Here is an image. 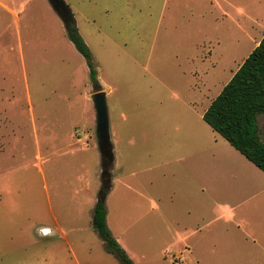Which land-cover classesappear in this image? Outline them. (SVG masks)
<instances>
[{
  "label": "rangeland",
  "instance_id": "obj_1",
  "mask_svg": "<svg viewBox=\"0 0 264 264\" xmlns=\"http://www.w3.org/2000/svg\"><path fill=\"white\" fill-rule=\"evenodd\" d=\"M63 1L106 93L108 229L135 264H175L164 218L132 202L131 182L162 181L191 134L221 138L200 111L263 38L264 0ZM194 72L209 91H193ZM93 92L48 0H0V264H119L91 223L103 188ZM257 124L264 143V114Z\"/></svg>",
  "mask_w": 264,
  "mask_h": 264
},
{
  "label": "crops",
  "instance_id": "obj_2",
  "mask_svg": "<svg viewBox=\"0 0 264 264\" xmlns=\"http://www.w3.org/2000/svg\"><path fill=\"white\" fill-rule=\"evenodd\" d=\"M194 75L193 91H209L203 75ZM187 142L173 148L179 155L162 181L131 182L132 202L145 199L147 216L164 218L175 264H264V174L222 137L191 134Z\"/></svg>",
  "mask_w": 264,
  "mask_h": 264
},
{
  "label": "trees",
  "instance_id": "obj_3",
  "mask_svg": "<svg viewBox=\"0 0 264 264\" xmlns=\"http://www.w3.org/2000/svg\"><path fill=\"white\" fill-rule=\"evenodd\" d=\"M66 35L84 58L93 88L100 89L97 64L75 22L68 26ZM260 114H264V36L202 116L203 122L213 132L264 174V143L257 124ZM109 190V185L102 188L104 200L100 198L93 209L92 227L106 252L114 256L119 264H134L108 229L104 202Z\"/></svg>",
  "mask_w": 264,
  "mask_h": 264
},
{
  "label": "water",
  "instance_id": "obj_4",
  "mask_svg": "<svg viewBox=\"0 0 264 264\" xmlns=\"http://www.w3.org/2000/svg\"><path fill=\"white\" fill-rule=\"evenodd\" d=\"M48 2L53 12L63 23L65 29L75 22L71 10L63 0H48ZM93 90L94 92L91 95V102L96 112V138L98 149L102 157V186L105 187L110 183V167L113 163L112 146L109 137L108 107L106 93L98 88H93ZM104 158H107V160ZM99 195L100 198L104 200V197L101 196L102 190H100ZM100 198L97 199V202Z\"/></svg>",
  "mask_w": 264,
  "mask_h": 264
}]
</instances>
